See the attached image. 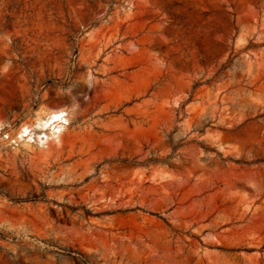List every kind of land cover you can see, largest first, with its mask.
<instances>
[{
	"label": "rangeland",
	"instance_id": "1",
	"mask_svg": "<svg viewBox=\"0 0 264 264\" xmlns=\"http://www.w3.org/2000/svg\"><path fill=\"white\" fill-rule=\"evenodd\" d=\"M0 130V264H264V0H0Z\"/></svg>",
	"mask_w": 264,
	"mask_h": 264
},
{
	"label": "bare ground",
	"instance_id": "2",
	"mask_svg": "<svg viewBox=\"0 0 264 264\" xmlns=\"http://www.w3.org/2000/svg\"><path fill=\"white\" fill-rule=\"evenodd\" d=\"M64 111L63 110H57V111H50L46 112L43 115H38L36 118V124H32L31 127L29 125H23L21 127V130L19 131L20 133V138L24 137H31L33 131L36 130L37 128L45 129L46 127H53L54 129L56 128H61L64 126V124L67 122V118L63 115Z\"/></svg>",
	"mask_w": 264,
	"mask_h": 264
},
{
	"label": "built area",
	"instance_id": "3",
	"mask_svg": "<svg viewBox=\"0 0 264 264\" xmlns=\"http://www.w3.org/2000/svg\"><path fill=\"white\" fill-rule=\"evenodd\" d=\"M0 133H2V130H0Z\"/></svg>",
	"mask_w": 264,
	"mask_h": 264
}]
</instances>
